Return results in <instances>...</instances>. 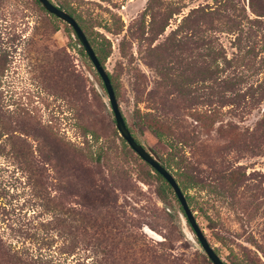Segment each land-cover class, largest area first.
I'll return each instance as SVG.
<instances>
[{"label": "rangeland", "instance_id": "obj_1", "mask_svg": "<svg viewBox=\"0 0 264 264\" xmlns=\"http://www.w3.org/2000/svg\"><path fill=\"white\" fill-rule=\"evenodd\" d=\"M49 1L55 6L61 3L64 12L79 20L88 41L104 46L108 56L102 68L110 77L120 114L138 144L156 161L162 163L169 151L148 131H138L136 124L142 113L155 111L171 117L209 109L217 112L212 116L214 124L204 128L196 125L199 147H186L185 156L199 160L193 165L199 172L206 171L202 157L220 153L230 163L241 166L245 174H250L249 187L256 185L264 189V0ZM42 15L29 0H0V49L10 60L0 80V91L11 109L24 104L26 95L37 89L31 84L28 62L22 51L33 27L42 26L39 21ZM183 17L185 21H181ZM54 22L58 30L44 46L50 51L64 53H60L58 59L72 74L73 84H76L73 75L82 78L87 101L84 117L88 116L90 129L97 137L92 143L93 150L99 146L110 149L89 173L75 174L76 180L66 189L61 201L68 206L96 203L97 196L88 186L91 183L102 186L99 188L108 192L116 206L148 239L165 244L168 253L183 264H211L198 249L175 199L167 196L165 204L160 202L156 195L158 183L150 169L125 142L126 155L120 152L122 139L114 127L99 77L87 57L78 54L79 45L72 29L62 21ZM221 56L225 57V64ZM177 75L188 82L187 92L192 99L189 103L178 101L174 82L178 84L181 79L176 78ZM224 77L236 84L234 93H222L220 81ZM223 94L235 101V105L218 106ZM208 95L207 107L204 103ZM44 98L47 106L39 109L41 120H50L65 140L80 143L82 138L73 128L75 111L63 100L48 95ZM182 117L195 125L188 117ZM218 127L231 131L218 133ZM242 131L255 132L257 140L249 139L253 142L243 146L248 139H233V133ZM221 147L225 148L224 152ZM0 165L7 166L1 158ZM115 168L122 169L125 174H117ZM11 170L10 166L7 172ZM167 171L174 177L170 169ZM5 174L11 183L3 200L10 210L6 216L7 225L13 223L19 241L24 238L32 248H44L43 234L33 229L31 223L24 224L22 219L23 215L26 218L31 215L32 209L27 208L29 191L20 173L15 171L11 177ZM58 194L61 196L60 192ZM182 194L192 197L193 205L201 207V211H190L222 262H225L226 250L216 242L214 234L230 231L236 236L234 243L246 247L243 240L248 232L257 239L264 237V214H255L249 227L241 226L239 215L227 210L221 200L214 201L204 192L192 189ZM206 217L218 225L221 223L223 230H218V226L212 230ZM5 231L10 233L7 228Z\"/></svg>", "mask_w": 264, "mask_h": 264}, {"label": "trees", "instance_id": "obj_2", "mask_svg": "<svg viewBox=\"0 0 264 264\" xmlns=\"http://www.w3.org/2000/svg\"><path fill=\"white\" fill-rule=\"evenodd\" d=\"M29 1L43 13L39 20L43 23L42 26L33 27V32L26 39L22 51L28 62L31 84L36 85L37 89L35 93L26 95L24 104H17L12 109L0 91V158L12 168L7 172L8 167L0 165V264H183L180 259L168 253L169 249L165 244L148 239L116 206L108 192L99 188L102 186L96 187L94 183L88 186L97 196L96 203L81 202L68 206L61 201L66 189L76 180L75 174L89 173V169L98 166L103 155L110 149L99 146L93 150L92 143L96 142L97 137L90 129L88 116L84 117L87 101L84 97L82 78L73 75V82L76 83L73 84L70 78L72 74L68 73L62 60L58 59V55L64 53L50 51L44 46V42L58 30L54 21L60 20L48 14L38 1ZM57 7L64 9L59 2ZM65 13L73 18L70 13ZM185 18L181 21H185ZM73 19L84 34L79 20ZM87 42L102 67L104 59L108 56L104 46L88 40ZM76 44L79 45L78 54L86 56L78 41ZM221 58L225 64V57ZM9 63L8 55L0 49V80ZM106 75L113 90L110 77L107 73ZM176 78L181 79L178 84L174 82L178 101L189 103L192 99L187 92L188 82L180 75ZM220 83L222 93H234L236 84L232 79L224 77ZM44 95L63 100L69 109L75 111L72 118L77 123H74L73 128L77 129L79 137L82 138L80 143L65 140L50 120H41L39 109L47 106ZM209 96L204 103L207 107ZM227 104L235 105V101L223 94L218 106L224 107ZM216 113L209 109L202 112L192 110L187 115L184 113L185 115L168 117L155 111L144 112L140 115L136 127L139 132L148 131L167 147L168 158L159 163L174 173L173 178L181 192L186 193L192 189L204 192L207 197L214 198V201L221 200L227 210L239 215L237 219L241 226L249 227L255 214H264V189L256 185L249 187L250 174H245L241 166L230 163L220 153L202 157V165L206 171L199 172L193 167L199 160H193L191 155L185 156L186 147H199V143H196V125L202 128L212 126V116ZM182 116L188 117L195 125L192 126ZM228 131L231 130L221 127L216 130L218 133ZM130 135L132 136L131 133ZM233 135V139H248L243 146L251 141L249 139L257 140L255 132L242 131ZM87 137H90L89 142ZM133 139L136 141L134 137ZM120 143V152L126 155L123 150L124 141L121 140ZM220 149L225 151L224 147ZM15 171L20 173L23 185L29 191L26 203L27 208L32 209L31 215H27L28 219L26 215H23L22 219L24 224L31 223L33 229L43 234L44 239L41 240L45 242L44 248L34 249L29 243H25L24 238L19 241V233H16L13 223L7 225L6 216L10 210L3 200L8 194V187L11 188V183L10 178L6 179L5 173H9L11 177ZM114 171L119 175L125 174L120 168H115ZM150 171L158 183L156 195L160 202L165 204L167 196H171L182 213L170 187L156 172L152 169ZM57 192H60L61 196L56 195ZM184 198L191 211L202 210L201 207L193 205L192 197L185 194ZM34 218L37 221H34ZM206 218L212 230L217 226L218 230H223L221 223L218 225L215 220ZM6 228L10 233H6ZM223 232L225 235L218 232L214 234V238L226 250L224 264H264V237L257 239L248 232L243 240L248 246L246 247L234 243L236 236L232 232ZM213 251L216 254V250Z\"/></svg>", "mask_w": 264, "mask_h": 264}, {"label": "water", "instance_id": "obj_3", "mask_svg": "<svg viewBox=\"0 0 264 264\" xmlns=\"http://www.w3.org/2000/svg\"><path fill=\"white\" fill-rule=\"evenodd\" d=\"M38 1L43 9L50 15L54 16L58 20L64 22L67 26H69L75 38L79 42L82 47L87 59L92 65L94 71L99 77L103 90L106 95V101L109 106L110 112L112 114V120L114 123V127L119 135V137L125 142L128 148L150 169L156 172L170 187L172 190L180 208L182 211V219L184 223L188 226L191 233L193 234L197 247L200 251H202L206 258L209 260L211 264H224L222 260L214 253L213 249L209 246L205 237L203 236L201 230L195 222V219L188 208L184 195L180 191L177 183L175 182L173 176L162 166L158 161H156L141 145L136 143L133 137L130 135L125 121L120 114L118 109L113 90L111 88L109 79L104 71V69L99 65L91 47L89 46L84 34L82 33L79 26L76 24L74 19L66 14L63 10L59 9L57 6L53 5L49 0H36Z\"/></svg>", "mask_w": 264, "mask_h": 264}]
</instances>
